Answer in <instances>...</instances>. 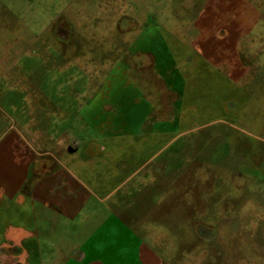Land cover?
Returning a JSON list of instances; mask_svg holds the SVG:
<instances>
[{
    "label": "rangeland",
    "instance_id": "rangeland-1",
    "mask_svg": "<svg viewBox=\"0 0 264 264\" xmlns=\"http://www.w3.org/2000/svg\"><path fill=\"white\" fill-rule=\"evenodd\" d=\"M149 30L161 32L180 88L150 69L151 51L135 55L149 69V137L142 154H115L119 178L153 158L115 194L129 205L115 219L165 264H264V0H0V144L57 122L83 67L110 73Z\"/></svg>",
    "mask_w": 264,
    "mask_h": 264
},
{
    "label": "crops",
    "instance_id": "crops-1",
    "mask_svg": "<svg viewBox=\"0 0 264 264\" xmlns=\"http://www.w3.org/2000/svg\"><path fill=\"white\" fill-rule=\"evenodd\" d=\"M133 41L127 58L118 57L110 73L103 75V62L83 67V87L70 93L72 106L54 110L57 122L30 125L28 142L17 134L4 137L0 144V264H165L158 247L115 219L117 207H129L118 202L115 194L134 175H144L153 158L148 156L134 173L119 178V163L115 164L122 159L115 154H142V143L149 137L141 130L150 119L152 105L140 88L149 69L144 63L136 68L135 55L151 51L150 69L170 89L180 88V73L161 32L141 31ZM193 47L199 49L200 44ZM132 70L137 73L135 82L127 78ZM87 82L92 89L86 88ZM98 167L102 171L95 170ZM142 180L147 185L148 173ZM102 208L106 210L103 219Z\"/></svg>",
    "mask_w": 264,
    "mask_h": 264
}]
</instances>
